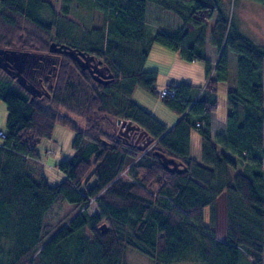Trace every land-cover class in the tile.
<instances>
[{"label": "trees", "instance_id": "obj_1", "mask_svg": "<svg viewBox=\"0 0 264 264\" xmlns=\"http://www.w3.org/2000/svg\"><path fill=\"white\" fill-rule=\"evenodd\" d=\"M74 0H61L62 15ZM264 1V0H256ZM99 26L75 36L81 20L61 18L50 0H0V47L49 53L65 43L93 55L113 73L95 81L67 52L57 54L48 88L30 93L0 69L7 117L0 138V264H126L133 248L154 264H264V50L244 35L220 0H89ZM181 21L173 32H149L147 4ZM79 31L77 32V34ZM216 49L205 57L206 36ZM205 64V84L169 85L162 102L178 116L170 127L132 98L140 87L156 96L158 72L145 69L151 43ZM235 56L236 81L225 94V130L211 136L218 82ZM29 81V80H28ZM117 118L142 127L143 150L118 134ZM56 124L73 131V153L55 162L65 177L49 184L36 146ZM196 132L198 157L191 155ZM159 153L186 166L166 169ZM92 183L89 184V180ZM223 195V238L215 212ZM98 210L89 212L90 200ZM70 208L52 220L51 208Z\"/></svg>", "mask_w": 264, "mask_h": 264}, {"label": "rangeland", "instance_id": "obj_2", "mask_svg": "<svg viewBox=\"0 0 264 264\" xmlns=\"http://www.w3.org/2000/svg\"><path fill=\"white\" fill-rule=\"evenodd\" d=\"M50 1L54 6L55 12L61 18L60 20H66L69 18L70 20H73L74 22H78V23L80 20L82 21L81 24L79 25L80 26V28L78 29L79 33L77 34L78 31L75 32V36H79L78 38L82 36L81 32L83 30L86 31L89 27L101 25V21H102L101 11L98 10L97 8H94L93 5L89 2V0H74L70 6L69 14L66 15H62L61 0H50ZM220 3L222 7L227 11L229 16H231L236 23L240 24L242 33L247 37H249L255 44H257L264 50V25H263L264 22H261L260 20L258 21V17H260V15L257 12V9H259L258 6L264 7V2L261 3L260 1H256V0H220ZM151 6H157V5L149 2L147 4V7L149 8ZM157 8L162 10L158 6ZM150 18L152 19L153 16H151ZM178 20L179 22H181L180 19ZM250 20H253V25L250 24ZM148 31L155 32L157 30L156 28L149 26ZM157 61L160 63H165V62L170 63L172 61V58L161 56L159 55V53L154 52L148 57V60L145 63V69L158 67ZM199 61L204 62L202 60ZM233 62L235 64V56L233 53L229 52L228 63L230 67ZM136 92H137L135 95L137 97L136 99H140L138 97L139 92L144 94L148 98H150L149 96H151L152 100H154V98L156 97L159 98L158 96L155 97L154 95H148V93H145V91L141 88L137 89ZM140 101L143 100L141 99ZM145 105H147L150 109H153V103L150 102L149 104L147 103ZM161 107L165 108L168 115L172 114L170 109H168V107L164 103H162V101H159L158 108L156 109L155 114L159 116L161 115L160 112H158V110ZM6 117H7V110L5 103L4 101L0 100L1 129H4L5 127ZM117 126L119 129V124H117ZM72 138H73V131L70 128L60 124H56L53 129L51 137L40 139L39 143L36 146L37 151L39 152L40 155V161L42 160V169L46 177L45 179L50 184L57 183L63 179V175L61 174L60 170L58 171L55 169L54 164L56 161L62 158H67L73 153V149L71 148ZM196 139L198 140L199 136L196 132L193 131L191 135V141H192L191 155L197 158L199 154L198 147L200 143L198 144ZM48 149L50 150L54 149L55 152L46 153ZM43 163H45L46 165H44ZM88 183L91 184L92 179H90ZM69 208L70 206L68 205L67 202L56 204L51 208L49 215L52 218V220H55L59 216L63 215L66 211H68ZM87 209L90 213L98 210V202L94 199L90 200ZM203 216H204V222L206 224L209 223L211 219L215 220L216 236L217 238H223L224 237L223 195H219L217 198L215 212L211 211L210 207L207 206L203 210ZM126 264H154V263L147 255L133 248L128 247L126 250ZM178 264H195V263L181 262Z\"/></svg>", "mask_w": 264, "mask_h": 264}, {"label": "crops", "instance_id": "obj_3", "mask_svg": "<svg viewBox=\"0 0 264 264\" xmlns=\"http://www.w3.org/2000/svg\"><path fill=\"white\" fill-rule=\"evenodd\" d=\"M260 2L262 3L264 1H260ZM258 7L259 9H257V12L260 15V17H258V21L260 20L261 22H264L263 21L264 20V7L262 6H258ZM165 11L166 10H163V9L160 10L159 8H157V6H151L149 8L147 7L146 24L148 26H152L156 28L157 31L168 32V33L173 32L176 29H178L181 26V22H179L177 16L175 14H172L169 11H166V12ZM149 15L150 17L153 16V18L151 19ZM253 20H250L251 25H253ZM237 25L239 26V29L241 31L240 24L237 23ZM154 52L159 53V55L161 56L172 58V61L170 63H166V62L160 63L157 61L158 67L150 68L158 72L157 80H156L157 87L173 85L179 82H186L193 86H203L205 84L206 79H205L204 62H201L198 59H192V60L184 59L177 50H173L172 48H169L157 42L151 43L146 61L148 60V57ZM217 54L218 53L216 52V49L214 48V46L209 43L208 35H207L206 44H205V57L207 58V60L211 62V64H215ZM145 63H144V68H145ZM235 73H236V69H235L234 62L231 64V67L228 63L227 80L218 82V92L216 96V110L212 114V117H211L210 130H211L212 137H214L218 133H223L225 130L226 115H227V104L225 100V94L229 88H232L235 86V81H236ZM139 88L140 87H136L133 90V93H132L133 100H135L138 104H140L142 107H144L149 112H151L154 116L160 119L166 126L170 127L171 124L173 125L175 123L176 118L178 119L177 114L170 109L172 114L168 115L165 108H162V107L158 110V112H160L161 115L159 116L155 114L156 109L158 108V103L159 101H162V100L160 98H157L155 95L154 96L156 98L152 100L151 96H149L150 98H148L147 96H145L144 94L140 92L138 93V97L140 99H136L137 98L135 96L137 93L136 91ZM145 93H148V92L145 91ZM148 95H152V94L148 93ZM141 99L143 101H140ZM150 102L153 103V109H150L147 105H145L147 103L149 104ZM197 143L198 144L200 143L199 139L197 140ZM198 151H199V147H198ZM54 152H55L54 149L53 150L48 149L46 151V153H54ZM37 153L39 155L38 151ZM38 161L42 165V160L40 161V155H39ZM43 164L46 165L45 163ZM55 169L58 170L57 167H55ZM42 172H43V169H42ZM61 174L63 175V178H64L65 177L64 173L61 172Z\"/></svg>", "mask_w": 264, "mask_h": 264}, {"label": "water", "instance_id": "obj_4", "mask_svg": "<svg viewBox=\"0 0 264 264\" xmlns=\"http://www.w3.org/2000/svg\"><path fill=\"white\" fill-rule=\"evenodd\" d=\"M64 52L70 54L82 69H87L95 81L105 84L113 79V73L104 65L99 64L98 61L94 59L93 55L85 54L83 51L70 47L65 43L57 44L52 41L49 44V53L60 54ZM43 55L44 54L27 50L0 47V69L15 79L17 83L30 93V100L35 96L42 95L43 92L28 81L22 72L29 62L34 63L37 60H41ZM56 61H58V59L53 62ZM117 124H119V135L126 136L127 138L133 133L131 137L132 141L138 142L141 139V144L138 145L140 150L145 149L153 142V139L147 135L146 131L131 120L117 118ZM158 155L161 157L162 165L166 169L177 172H182L186 169V166L182 165L181 162H177L173 158L167 157L161 153Z\"/></svg>", "mask_w": 264, "mask_h": 264}, {"label": "flooded vegetation", "instance_id": "obj_5", "mask_svg": "<svg viewBox=\"0 0 264 264\" xmlns=\"http://www.w3.org/2000/svg\"><path fill=\"white\" fill-rule=\"evenodd\" d=\"M42 54L44 55L41 60H37L34 63L29 62L24 67V71L22 73L31 83L37 86L41 92H45V89H47L48 85L50 84V80H51L50 72L52 69V65L54 64L53 61L57 60L58 57H56L57 56L56 53L53 54L42 53ZM53 66L55 68V65ZM132 136L133 133L130 134V137H127L129 142L138 147V145L141 144V139L138 142H134L131 139Z\"/></svg>", "mask_w": 264, "mask_h": 264}, {"label": "built area", "instance_id": "obj_6", "mask_svg": "<svg viewBox=\"0 0 264 264\" xmlns=\"http://www.w3.org/2000/svg\"><path fill=\"white\" fill-rule=\"evenodd\" d=\"M156 96H158L159 98L161 97H172L175 94V90L174 88L168 86H164V87H156ZM5 136V132L3 131V129H1L0 127V138H3Z\"/></svg>", "mask_w": 264, "mask_h": 264}]
</instances>
